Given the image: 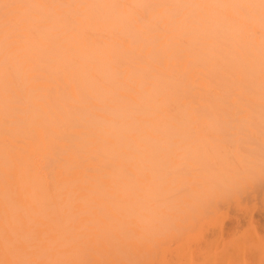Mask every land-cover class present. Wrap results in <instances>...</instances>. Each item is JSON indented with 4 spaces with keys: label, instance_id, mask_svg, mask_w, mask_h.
<instances>
[{
    "label": "bare ground",
    "instance_id": "6f19581e",
    "mask_svg": "<svg viewBox=\"0 0 264 264\" xmlns=\"http://www.w3.org/2000/svg\"><path fill=\"white\" fill-rule=\"evenodd\" d=\"M0 264H264V0H0Z\"/></svg>",
    "mask_w": 264,
    "mask_h": 264
}]
</instances>
